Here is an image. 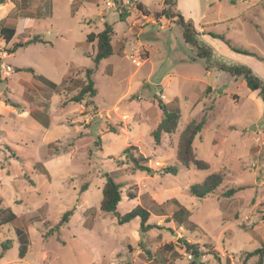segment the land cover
<instances>
[{
    "label": "rangeland",
    "instance_id": "1",
    "mask_svg": "<svg viewBox=\"0 0 264 264\" xmlns=\"http://www.w3.org/2000/svg\"><path fill=\"white\" fill-rule=\"evenodd\" d=\"M96 1L51 0L53 16L36 19L31 43L14 53V44L28 42L0 38L7 54L0 63L13 70L4 77L0 70V209L18 218L0 228V264H255L257 257L246 253L264 243V102L219 66L248 68L264 85V0L181 3L192 26L206 31L207 40L195 38L210 49L208 61L184 42L177 18L155 24L125 9L133 13L129 23L106 10L105 0ZM157 1L144 4L153 8ZM103 21L113 29L115 53L93 69L95 97L73 103L87 82L84 69L94 68V45L86 37L102 31ZM158 102L178 108L181 118L155 146L150 132L162 118ZM28 110L39 121L21 119ZM204 115L193 149L209 169L183 168L176 161L179 136ZM212 141L223 144L222 155L214 156ZM140 156L149 161L139 164L155 175L136 172L132 160ZM166 167H175V175L162 173ZM213 173L222 177L213 193L180 196L190 212L182 227L155 217L158 205L145 233L138 218L119 225L99 210L105 174L121 185L117 212L123 215L136 205L139 188L144 206L148 188L195 185ZM230 189L235 192L226 195ZM68 211V221L50 233ZM22 242L27 250L20 259ZM185 244L200 256L187 259Z\"/></svg>",
    "mask_w": 264,
    "mask_h": 264
},
{
    "label": "trees",
    "instance_id": "2",
    "mask_svg": "<svg viewBox=\"0 0 264 264\" xmlns=\"http://www.w3.org/2000/svg\"><path fill=\"white\" fill-rule=\"evenodd\" d=\"M8 0H0V5L4 4ZM231 3L234 0H230ZM173 0H165V8L156 13H152V15L157 20L161 16L165 18H170L172 16L177 17V24H179L183 30V39L187 45H191L197 50V57L200 59H204L206 61L211 57L210 49L206 47L199 46L195 36L196 33L193 30V26L190 22H184L183 18L179 14H175L171 10V4ZM137 10L141 12L143 15H150L151 13L147 11L141 4H137ZM264 8V4H263ZM126 15L121 13L119 14V18L121 20H125ZM114 32L110 25L104 24V28L102 31L98 33H90L86 37V42L94 45V55L90 56L94 63V68L84 69V72L87 77V82L82 85L78 93L71 98V102L73 103H82L84 98L87 97L92 99L96 95V89L94 88L93 82L90 80V76L93 74V69H95L102 60H105L112 56L115 52L113 46L111 45V38ZM15 35V30L13 28H1L0 29V38L6 43H10ZM29 41L27 44H14L12 47L11 53H14L17 47H23L25 45L30 44ZM222 71L229 73L233 77H241L246 87L251 92H257L258 95L262 98L264 102V85L262 82L252 73L251 70L245 67H220ZM33 73L32 69H27ZM38 80L47 86V89L50 91H56L57 85L46 80L41 76H37ZM158 108L162 113V118L160 122L157 124L155 130L151 133V137L155 145H159L162 134H172L178 125V122L181 118L180 110L178 108H170L163 105L161 102H158ZM206 123V116H202L199 121H191L186 125V127L181 132L176 151V159L181 165L185 167H189L190 165L194 166L197 170L205 171L209 169V165L207 162L203 160H199L196 158L194 150H193V141L194 139L201 133ZM112 132V131H107ZM99 143H97L98 145ZM146 158L142 156L133 159L135 169L149 172L150 169L145 166H141L139 164L140 161H146ZM164 174H173L175 175L176 169L175 167H166L163 168ZM222 183V177L218 173L209 174L205 177V179L199 183L192 185L189 188V194L196 198H204L209 194L213 193ZM85 190V189H84ZM235 192V190L230 189L226 192V195H231ZM121 201V185L115 181V179L109 175L105 174V183L101 189V200L99 202V209L101 212L106 214H111L116 219L119 225H123L129 223L135 218L140 220V232L145 233L150 230L153 226L148 225L147 221L149 219V212L143 209L140 206L134 207L129 212L121 215L117 212V206ZM173 203L176 201L173 200ZM177 204V203H176ZM181 216L183 219H186L187 212L180 208ZM71 212L68 211L64 213L60 219V221L55 225L53 231L57 232L60 227H62L67 221ZM17 216L10 210L2 208L0 209V228L14 224L17 221ZM173 221L181 226L182 223H186L187 221H180L176 217H173ZM183 225V224H182ZM27 246L25 242H22L19 247V257L22 259L26 253ZM185 251L190 253L193 258H198L200 254L198 253V248L194 245L185 244ZM257 257V261L255 264H264V243L257 249L252 252L246 253V257ZM244 264V262L242 263Z\"/></svg>",
    "mask_w": 264,
    "mask_h": 264
},
{
    "label": "crops",
    "instance_id": "3",
    "mask_svg": "<svg viewBox=\"0 0 264 264\" xmlns=\"http://www.w3.org/2000/svg\"><path fill=\"white\" fill-rule=\"evenodd\" d=\"M75 1L76 0H69V3L73 6ZM114 1L119 3V4H124L125 2H130L131 6L129 7V11L128 12L134 11V12H136L139 15L142 14V13L137 10L136 6H137V4H141L147 11H149L151 13L150 15H144V16H146L147 20H152V19L154 20L155 17L152 15V13L160 12L166 7L165 4H164L165 0H158L156 3H153L154 4L153 8H150V7H148V5H145L144 4V0H114ZM192 1L193 0H173V3L169 7H171V10L175 14H179L183 18L184 22H189V21H191L190 17H188V15H187L186 11L183 9L181 3L182 2H188L189 3V2H192ZM77 2H78V5L81 6L83 2L84 3L95 2V4H96L97 1L96 0H77ZM234 2H235V0H234ZM261 6L263 7V5H261ZM122 11H123V13L125 12L124 10H122ZM39 13H40V15H39ZM98 15H99V11H97V13H95V15H94L95 18L98 17ZM52 16H53V8H52L51 0H8L4 4L0 5V29L4 28V27L5 28H13L15 30V35H14L13 39H15V37H16V41L17 42L20 41L22 43H27V42H29L31 40L30 35H31V31L33 30L32 26L35 23L36 19H39L40 17L41 18H45V17L46 18L47 17L51 18ZM132 16H133V13H131L128 16L126 15L125 21L129 22L130 18H132ZM172 18L176 19L177 17L176 16H172L170 18H165L164 16H161L160 18L157 19L158 21H156L155 24H159V22L163 23V21L165 19L166 20H172ZM103 23L106 24V21H103ZM152 25L153 24H150L149 26H152ZM143 29H141V30H143ZM197 29H199L200 31L198 32ZM193 30L195 31L196 34L198 33V35H200L202 40H207L208 39L206 34H205L206 31H205L204 27L196 25V26H193ZM20 36H22V37H20ZM19 38H22V39H19ZM20 48H22V47H20ZM219 68H220V66H219ZM210 74H211L210 71H207V75H210ZM204 84H206V82H204ZM24 91H25V88H24ZM24 113H25L26 117L21 118V119H26V118L29 119L31 117L32 119H34L36 121H39L38 120V115L35 114V112L33 113L32 111L28 110V111H25ZM158 114H160V116L162 115V113H158ZM160 120L158 121V123L160 122ZM158 123L154 122L153 129L156 128ZM206 124L207 123H205V125ZM214 125H218V124L215 123ZM46 126H48V124ZM150 135H151V132H150ZM195 139H194V141H195ZM194 141H193V143H194ZM213 141H212V144H213V149L212 150H213L214 156L217 157V154H219V153H220V155H222L220 150L222 149L221 147H223V144L220 143V142L215 144ZM153 144H154V142H153ZM159 145H160V143H159ZM159 145H155V146H159ZM139 153H141V152H139ZM142 157L146 158L144 156H142ZM162 158L168 160V158L165 157V156H162ZM147 161H149V160L147 159ZM182 167L186 168V169L188 168V167H185L183 165H182ZM149 169H150V171L148 173H150L152 176H153V174L154 175L156 174V173H152L151 168H149ZM139 171H141V170L137 169L136 172L140 173ZM152 176H149V177L151 179H154ZM142 179L144 180L145 176H143ZM186 183L184 182V184H183V182H180L179 184L174 185V186L161 187L160 189H158L156 191L155 190H150L148 188L147 190H145V191L149 192V194H147V201H146L147 203L144 206H142L141 202L139 201L140 195H141V190L139 188V192L138 193L140 195H137V196L133 197V199H134L133 201L137 200V201H135L136 205L134 207L140 206L143 209L147 210L149 212V214H150L149 215V219H148V221H149L152 218V216H153L151 211H153L154 206H156V205L161 206L163 208L160 209L157 212L158 214L155 217H166L167 216L168 219H169L168 222L171 223L172 225L174 224V225L177 226L178 224L173 221V217L174 218L176 217L181 222L184 221V220L187 221L188 216L190 218L189 210L187 208H185L183 201H181V199H180V196L186 194V192L189 193V189L188 188H190L192 186V185H190V183H188V182H186ZM183 187L185 189H183ZM184 190H186V191H184ZM194 198H196V197H194ZM173 200L176 201L177 204L173 203ZM165 206L166 207L168 206L169 209L165 208ZM132 208L133 207H131V209ZM180 208H183L187 212L186 219H183V217L181 216V214H180L181 212L179 211ZM160 212H161V214H160ZM148 221H147V224L150 225V221L149 222ZM182 224H181V227H182Z\"/></svg>",
    "mask_w": 264,
    "mask_h": 264
},
{
    "label": "built area",
    "instance_id": "4",
    "mask_svg": "<svg viewBox=\"0 0 264 264\" xmlns=\"http://www.w3.org/2000/svg\"><path fill=\"white\" fill-rule=\"evenodd\" d=\"M130 6H131L130 2H125L124 4H119V3L115 2L114 0H105V9L106 10H112L113 9V10L117 11V13H119V14L123 13L122 10L129 9ZM140 16L142 17V19H146V16H144L143 14H140ZM149 21H152V23L153 22L155 23L158 20L154 19V20H149ZM140 53H141L140 49L136 50L135 55H137V57H138V63L142 59L140 57ZM6 56H7L6 51L0 52V60L5 58ZM0 70L2 72V77L7 76L10 72H13V70H11V67H9L8 65H5L4 63H0ZM185 253H186L185 255H186L187 259L193 258V256L190 253H188L186 251H185Z\"/></svg>",
    "mask_w": 264,
    "mask_h": 264
}]
</instances>
